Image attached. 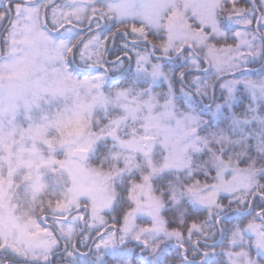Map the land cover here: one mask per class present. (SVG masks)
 Wrapping results in <instances>:
<instances>
[{"label": "snow or ice", "instance_id": "obj_1", "mask_svg": "<svg viewBox=\"0 0 264 264\" xmlns=\"http://www.w3.org/2000/svg\"><path fill=\"white\" fill-rule=\"evenodd\" d=\"M0 264H264V0H0Z\"/></svg>", "mask_w": 264, "mask_h": 264}]
</instances>
